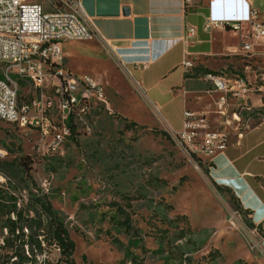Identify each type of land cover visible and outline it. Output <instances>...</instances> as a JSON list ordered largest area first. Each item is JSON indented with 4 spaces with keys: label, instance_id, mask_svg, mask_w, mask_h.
Returning <instances> with one entry per match:
<instances>
[{
    "label": "rangeland",
    "instance_id": "obj_1",
    "mask_svg": "<svg viewBox=\"0 0 264 264\" xmlns=\"http://www.w3.org/2000/svg\"><path fill=\"white\" fill-rule=\"evenodd\" d=\"M27 1L48 13L62 9L60 0ZM238 40L226 39L228 44ZM228 59L231 64L222 75L243 79L250 90L246 97H229L227 114L217 116L227 123L223 127L231 139L234 125L229 121L239 119L243 132L247 124L264 120V70L249 57ZM191 64L190 74L196 67ZM60 68L70 76L93 79L104 89L108 104L96 107L86 122L79 120L75 135L57 152H47L51 137L43 139L40 131L0 121V162L24 156L34 162L39 192L65 221L78 264H264V236L250 227L248 212L213 181L212 167L189 163L161 134L168 133L167 126L181 130L183 105H162L170 96L159 101L158 89L146 91V96L160 105L144 102L96 40L67 43ZM4 71L0 66V76ZM180 73L159 88L178 84ZM141 75L136 72L134 78ZM13 80L18 81L19 105L41 101L31 84ZM151 86L148 81L144 90ZM51 118L59 126L58 114ZM127 123L137 127L127 130ZM215 168H220L218 163ZM8 175L0 172V194L6 201L13 197L23 202L26 185ZM57 254L50 253L53 258Z\"/></svg>",
    "mask_w": 264,
    "mask_h": 264
},
{
    "label": "crops",
    "instance_id": "obj_2",
    "mask_svg": "<svg viewBox=\"0 0 264 264\" xmlns=\"http://www.w3.org/2000/svg\"><path fill=\"white\" fill-rule=\"evenodd\" d=\"M80 2L102 39L99 42L108 49L110 55L126 65L133 75L136 72L142 73L140 79L136 80L143 89L150 81L152 86L144 90L145 93L158 89L159 101L170 96L162 105H183V117L185 111L205 114L212 129L227 134L228 147L223 157L215 159L220 168L212 171V176L215 177L213 181L233 192L242 208L251 213L252 224L260 226L264 236V120L255 125L247 124V129L243 132L241 127L244 125L239 119L229 121L234 125L230 139L227 128L223 127L227 123L217 117L220 116L217 102L222 94L201 76L209 72L224 76L222 72L231 64V59L228 58L246 57L241 51V42L249 29L248 12L255 8L264 14V0H193L187 6L184 0ZM207 19L241 20L243 31L238 36L229 30H213L208 34L203 30ZM190 27L196 29V35L188 39L186 32ZM229 36L238 37L239 40L228 44L226 39ZM66 44L63 45V52ZM253 51L250 59L255 60L264 70V41L255 43ZM185 62L195 63V73L190 74L186 70ZM179 71L178 84L159 88L164 80ZM203 86L206 87L205 90H196ZM141 99L150 105H160L153 103L146 95ZM212 119L219 124L217 127ZM166 131L176 132L170 126L166 127Z\"/></svg>",
    "mask_w": 264,
    "mask_h": 264
},
{
    "label": "built area",
    "instance_id": "obj_3",
    "mask_svg": "<svg viewBox=\"0 0 264 264\" xmlns=\"http://www.w3.org/2000/svg\"><path fill=\"white\" fill-rule=\"evenodd\" d=\"M192 1L184 0V4ZM60 4V11L48 13L42 5L27 0H0V66L5 70L0 76V121L21 130L40 131L43 139L51 137L48 153L60 150L72 136L71 125L77 129L79 120L86 122L96 107L108 104L104 89L93 79L73 77L60 68L65 43L102 40L80 0H60ZM247 23L249 29L242 38L241 51L250 58L255 43L264 41V14L251 8ZM203 30L208 34L229 30L238 36L243 31V21L207 19ZM195 35L194 27L187 29L188 39ZM114 60L138 95L145 98L146 93L132 71ZM184 67L189 71L192 64L185 62ZM14 78L31 84L40 92L41 101L19 105L18 81ZM204 78L222 94L217 102L221 115L227 114L229 97L242 98L250 92L243 79L212 74ZM53 114H58L60 127L52 121ZM168 134L183 158L197 166L204 163L212 171L215 159L223 157L228 147L227 134L213 131L205 114L185 111L182 130ZM205 171L210 174L208 169Z\"/></svg>",
    "mask_w": 264,
    "mask_h": 264
},
{
    "label": "trees",
    "instance_id": "obj_4",
    "mask_svg": "<svg viewBox=\"0 0 264 264\" xmlns=\"http://www.w3.org/2000/svg\"><path fill=\"white\" fill-rule=\"evenodd\" d=\"M208 74L221 76L215 72L201 76ZM136 127V123L126 125L127 130ZM70 128L72 135H75L76 127L71 125ZM161 134L169 137L168 133ZM33 164L27 156L0 162V172H9L8 178L12 176L15 180H22L26 185L22 190L27 192L26 199L21 203L13 197L10 198L11 202L6 201L0 194V200H3L0 202V223L3 231L0 264H78L75 259L76 243L48 196L39 192L32 175ZM226 190L233 194L230 189ZM248 214L251 215L249 212ZM250 227L259 229L262 235L260 226L255 227L252 224ZM54 251L58 253L56 258L50 255ZM83 260L86 261L87 258L83 257Z\"/></svg>",
    "mask_w": 264,
    "mask_h": 264
}]
</instances>
